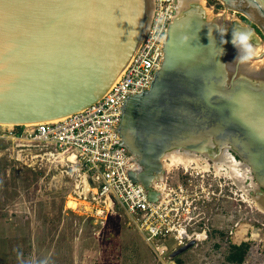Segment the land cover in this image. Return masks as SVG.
I'll return each mask as SVG.
<instances>
[{
  "label": "water",
  "instance_id": "water-1",
  "mask_svg": "<svg viewBox=\"0 0 264 264\" xmlns=\"http://www.w3.org/2000/svg\"><path fill=\"white\" fill-rule=\"evenodd\" d=\"M218 1L221 27L193 7L170 24L150 89L123 108L119 133L140 167L129 178L152 203L162 157L175 150L228 146L264 190V110L254 111L264 108V88L239 75L237 64L226 66L233 34L251 33L223 20L236 12L264 37V0ZM154 12V0H0V124L56 120L97 102L127 69Z\"/></svg>",
  "mask_w": 264,
  "mask_h": 264
},
{
  "label": "rangeland",
  "instance_id": "rangeland-1",
  "mask_svg": "<svg viewBox=\"0 0 264 264\" xmlns=\"http://www.w3.org/2000/svg\"><path fill=\"white\" fill-rule=\"evenodd\" d=\"M203 1L211 12L207 20L220 19L225 11L222 3ZM226 15L250 31L248 42L256 41L253 45L259 49L250 53L256 58L242 62L253 68L263 64L264 37L259 29L236 12ZM258 108L264 110L260 104L254 111ZM13 150L0 141V264H158L144 250L146 244L128 225L122 209L96 210L95 203L79 196L80 178L74 164L62 168L43 154L20 156ZM164 182L192 195V217L207 229L205 241L198 245L205 246V252L196 247L176 258L178 264H218L221 248L227 250L234 242L230 231L242 225L264 234V215L244 202L228 178L174 167L165 170ZM253 195L260 199L257 192ZM238 246L246 249L248 264H264L263 241H242Z\"/></svg>",
  "mask_w": 264,
  "mask_h": 264
},
{
  "label": "built area",
  "instance_id": "built-area-1",
  "mask_svg": "<svg viewBox=\"0 0 264 264\" xmlns=\"http://www.w3.org/2000/svg\"><path fill=\"white\" fill-rule=\"evenodd\" d=\"M154 1L144 41L97 102L56 120L11 127L0 124V141L20 156L43 154L62 168L74 164L80 178L79 196L95 203L96 210L103 207L109 212L118 206L158 264H177L170 254L196 236L194 227L200 221L192 217V195L181 186L167 187L164 182L161 188L157 183V200L150 202L142 185L129 178V172L140 167L119 133L127 99L149 90L160 69L167 31L174 21L176 0Z\"/></svg>",
  "mask_w": 264,
  "mask_h": 264
},
{
  "label": "bare ground",
  "instance_id": "bare-ground-1",
  "mask_svg": "<svg viewBox=\"0 0 264 264\" xmlns=\"http://www.w3.org/2000/svg\"><path fill=\"white\" fill-rule=\"evenodd\" d=\"M191 7L197 8L203 13V15L205 14V18L206 14L207 16L211 17V12L206 9L205 2L203 0H177L175 5V16L173 20L181 18L186 10ZM226 16L223 19L224 23L227 24L228 28L232 27L235 22L234 18L231 16ZM215 20L217 21H215L216 25L221 27L222 21H218V19ZM238 24L239 23H235V27L237 29L239 28ZM237 41V46H230V49L228 48L226 52L227 69L234 70L235 64H237L239 75L251 79V81L256 86H262L264 88V63L257 66L256 68H253L248 63L240 62L244 55H248L246 59H253L250 53H258L259 49H257V47H255L253 44H242L240 41ZM247 45H251V47L249 48ZM229 56L236 60L234 62L231 59L228 60ZM1 125L11 127L13 124ZM223 147H221L222 149L219 151L207 148H204L203 151L198 152L182 150L171 151L162 157V166L164 170L167 171H169L170 168L180 167L185 171L199 170L201 173L214 172L216 175L218 174L224 176V178H228V180L235 186L237 191L240 192L245 203H247L250 207H255L260 213L264 215V190H262L255 182L251 174L250 167L245 162L244 164L242 161L235 159L225 148H229L228 146ZM163 176H160L158 180V184L161 188L163 187ZM155 185L157 184H154V186ZM159 185L156 186V188H159ZM254 192L259 194L260 199L254 197ZM233 235H235L236 242L246 241L249 239L252 241L264 242V234L260 230H253L251 226L248 225H242L236 230V232L233 233Z\"/></svg>",
  "mask_w": 264,
  "mask_h": 264
},
{
  "label": "crops",
  "instance_id": "crops-1",
  "mask_svg": "<svg viewBox=\"0 0 264 264\" xmlns=\"http://www.w3.org/2000/svg\"><path fill=\"white\" fill-rule=\"evenodd\" d=\"M233 242V241H232ZM240 242H242V241H240ZM239 242V243H240ZM239 243H234L233 242V244H231V246H229V247H227V250L226 249H222L221 247V251H220V253H219V256H220V259H217V263L218 264H222V262H223V264H248V260H246V256H247V251H246V249H243V248H241L240 246H238L239 245ZM196 247H198V246H194V247H191L190 249H188V250H186L184 253H182V254H186V253H189V252H191L193 249H195ZM204 247L205 246H201V247H198V248H203V253L205 252V249H204ZM144 250L145 251H148L149 252V254H151V256H154L153 255V253H152V251H151V249L146 245L145 246V248H144ZM220 250V249H219ZM223 251H224V256H223V259L221 258V255L223 254ZM226 251V252H225ZM218 254V253H217ZM239 254H241L242 255V260H241V262L239 263V262H237L238 260H237V258H238V256H239ZM154 258V262H157L156 261V259H155V257H153ZM158 263V262H157ZM178 263V262H177ZM185 264V263H184Z\"/></svg>",
  "mask_w": 264,
  "mask_h": 264
},
{
  "label": "flooded vegetation",
  "instance_id": "flooded-vegetation-1",
  "mask_svg": "<svg viewBox=\"0 0 264 264\" xmlns=\"http://www.w3.org/2000/svg\"><path fill=\"white\" fill-rule=\"evenodd\" d=\"M176 2H177V0H176ZM247 43H250V42H248L247 41ZM250 44H255L256 45V41H252ZM262 53H263V51H262ZM251 55V54H250ZM251 57H253V58H256L255 56H252L251 55ZM124 117H125V115H124ZM126 119V118H125ZM122 120H123V116H122ZM126 122L128 121V120H125ZM123 121H121V123H122ZM121 136V135H120ZM123 141V140H122ZM224 148V147H223ZM226 149H227V151L235 158V159H237V160H240V161H242L241 159H240V157L237 155V153L234 151V150H229V148H227V147H225ZM220 149H222V148H220ZM219 149V150H220ZM128 150V149H127ZM219 150H215V151H219ZM129 151V150H128ZM166 155V154H165ZM136 161V160H135ZM243 163H244V161H242ZM245 164V163H244ZM236 224V223H235ZM237 225H235V227H236ZM194 230H195V234H196V236H199V239H198V241H196L193 245H192V247L193 246H198L200 243H203L204 241H205V239H206V228H202L201 226H198V225H196V227H194ZM236 230H237V228L234 230V231H230V233H229V236L231 237L230 239L232 240L233 239V233L234 232H236ZM204 232V234H202V232ZM195 236V237H196ZM194 237V238H195ZM194 238H192V239H194ZM250 240V239H249ZM233 241H234V243H239L240 241H235V236H234V239H233ZM246 241H248V240H246ZM252 241V240H251ZM189 242V241H188ZM187 243V242H186ZM185 243V244H186ZM184 245V244H183ZM182 245V246H183ZM181 247V246H180ZM191 248V247H190ZM189 248V249H190ZM178 258V257H177ZM175 261H176V259H175ZM177 262V261H176Z\"/></svg>",
  "mask_w": 264,
  "mask_h": 264
},
{
  "label": "clouds",
  "instance_id": "clouds-1",
  "mask_svg": "<svg viewBox=\"0 0 264 264\" xmlns=\"http://www.w3.org/2000/svg\"><path fill=\"white\" fill-rule=\"evenodd\" d=\"M249 37L247 35H239V41L242 43V44H247V41H248ZM237 34L234 33L233 34V40H232V43H233V46L236 47L237 46ZM249 48L251 47V45H247Z\"/></svg>",
  "mask_w": 264,
  "mask_h": 264
},
{
  "label": "trees",
  "instance_id": "trees-1",
  "mask_svg": "<svg viewBox=\"0 0 264 264\" xmlns=\"http://www.w3.org/2000/svg\"><path fill=\"white\" fill-rule=\"evenodd\" d=\"M237 260H238L237 262H239V263L241 262V260H242V255H241V254H239ZM177 264H178V263H177Z\"/></svg>",
  "mask_w": 264,
  "mask_h": 264
}]
</instances>
